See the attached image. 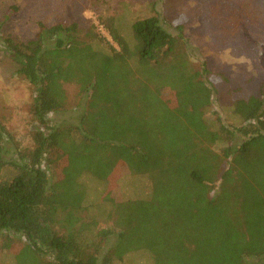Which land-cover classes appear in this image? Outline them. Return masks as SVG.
<instances>
[{
	"label": "trees",
	"instance_id": "16d2710c",
	"mask_svg": "<svg viewBox=\"0 0 264 264\" xmlns=\"http://www.w3.org/2000/svg\"><path fill=\"white\" fill-rule=\"evenodd\" d=\"M198 3L222 37L239 12L261 15L249 0ZM17 10L0 17V48L32 91L28 144L0 121L1 247L19 237L14 264H113L137 250L154 264L264 260L263 88L226 90L237 123L213 112L214 125L206 110L225 78L197 56L183 22L155 11L127 39L103 19L114 47L76 22L38 21L21 38L8 31ZM66 83L79 103L61 119ZM83 175L104 183L99 203L85 202ZM126 175L146 177L149 193L123 198L114 182Z\"/></svg>",
	"mask_w": 264,
	"mask_h": 264
},
{
	"label": "rangeland",
	"instance_id": "374dc122",
	"mask_svg": "<svg viewBox=\"0 0 264 264\" xmlns=\"http://www.w3.org/2000/svg\"><path fill=\"white\" fill-rule=\"evenodd\" d=\"M249 1L261 9L260 17L256 19L251 13L245 15L239 12L238 29L229 37L215 33L212 22L201 15L198 0H0V17L10 6L16 5L18 10L8 22L11 34L29 37L37 30L38 21L47 24L76 22L82 29L91 28L114 47L117 45L102 25L103 19H113L119 33L127 39L131 38L132 22L155 11L174 23L183 22L186 35L197 49V56L225 78L219 84L218 96L213 95L215 103L206 110V119L215 125L213 112H217L224 123H237L230 112L231 100L226 92L229 88L243 87L257 94L262 87L264 96V0ZM16 68L0 48V121L16 139L28 144V131L32 124L28 105L32 91ZM64 89L69 110L60 115L61 119L71 115L77 107L74 105L79 103L78 88L74 83L64 84ZM210 145L216 151L220 148V144ZM115 181L123 198L145 197L149 193V182L144 176L126 175ZM81 182L86 187L85 202L99 203L104 183L90 175H83ZM105 207L108 208V205L105 204ZM88 214L101 218L96 207H92ZM6 234L5 231L0 232V264H14L13 252L20 245L19 237L16 236L11 248L5 249L1 247V242ZM113 264L154 262L146 250H137L115 260ZM250 264H264V260L251 259Z\"/></svg>",
	"mask_w": 264,
	"mask_h": 264
}]
</instances>
